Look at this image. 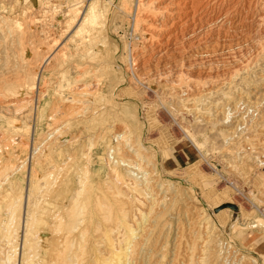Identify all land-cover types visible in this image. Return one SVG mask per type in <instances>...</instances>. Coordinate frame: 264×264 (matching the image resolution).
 <instances>
[{
  "label": "rangeland",
  "instance_id": "obj_1",
  "mask_svg": "<svg viewBox=\"0 0 264 264\" xmlns=\"http://www.w3.org/2000/svg\"><path fill=\"white\" fill-rule=\"evenodd\" d=\"M9 1H11V2H9ZM78 1H80V2H78ZM121 1L122 2L124 1L123 2L124 4L123 3L121 4ZM142 1L143 0H109V1L108 0H75V1L74 0H31V1H29V0H15V1L14 0H3V1L0 0V15L4 16V18H6L7 14H9L8 18H6V20L8 22V26L5 25V27H2V29H0L2 31V32L0 31V34L1 33L4 34V35H2V34L0 35V39L3 40L0 43H4L6 45L5 46L4 44H0V52L2 51L0 53L2 55L0 57V59L2 58L0 60L1 61L0 66H2V68L0 67V70L3 69L4 72L6 73V74L3 73V70H1L2 72L0 71V75L2 76L1 78H3L2 80H4L5 75L6 76L8 75L7 76L8 78H6L5 80H8L9 82L11 81L10 83H12V84H10V85L12 87H14L15 90L16 89L19 90V88L20 89L25 88L24 90H26V93H28L30 95V97H29L28 94H25V98H26V96H27V98H29V102L26 100L27 101L26 106L28 105L27 108L25 106L26 101L21 102V100L23 99L22 97L21 98H12L13 96L10 93L9 97L7 96V97L0 98V104L6 103V102L9 103L12 101L17 103V105L15 103L16 106L14 108H11L10 111L5 109V107L0 108V137H2V139L5 138L4 141L8 140L11 143V145H10V143L8 141H6L7 143L5 142V145H3L4 142L0 138V222H2L1 216L5 215V212H6L5 208L7 205H5V204L13 202L21 194L22 195L21 208L16 210V213L18 215L19 214L21 215V213L23 212V207H26L29 205L28 207L32 211L31 219L33 218L32 224L30 227L31 236L34 237L36 234L39 236L41 231H45V234H50L47 238V243H51L50 245H53V239L56 236L55 235L56 231L54 230V227H53L54 223H55L54 226H57V219L56 220L54 219L55 211L58 210V208L60 209L59 206L64 204V201L67 199V197L69 196L71 191H73L76 187H78V185L80 184L79 183L80 180H82V181L84 180L83 187H82V193L83 194H81V200H82L81 208L85 212V216H86L85 218H87V217L88 218L89 217L90 218H99L100 214H101L100 211H102L103 209L101 210L99 205H97V203L94 202L96 199L95 197H97V195H101L102 192L103 193L107 192L108 194L110 193L109 195L106 193L107 197L112 194V192H111L112 189H107L106 188L107 186L105 187V185H107V184H104L105 180L107 178L109 168L106 165V162L103 158L104 157L103 151L105 150V147L107 144H110L111 142L114 144L113 134L115 133L114 132L116 129L115 126L119 125L122 127L124 125L123 128H125V130H128L130 133V136H131L130 140H132L131 138H133V140L130 141L129 143H132V145H134V144L138 145V143H140L139 145H141V146H143V148H145L144 149L145 152L150 153V154L149 153L148 154H149V157L151 156L150 158H152L151 161L153 163L155 162V166L152 165V166H149V168L153 167L151 169V170H153L156 167L155 170H153L154 174L157 173L156 175L158 178H160L162 180L165 179L164 180L166 182L165 185L168 187L164 186L163 189L156 187L158 192L161 191L160 195L164 194L166 196V198L171 197V195H172L171 190H173L172 192H174L175 188H178L179 190L181 189L180 191L183 190V192L186 191V194H187L186 198H184L185 196L184 197L181 196L184 199L182 200V198H181L177 202V205H175L174 208L172 207V209L170 210L171 213H173V214L172 215H171V213L168 214V212H170V211H167L166 215H165L166 217L168 215L171 216V218L169 216L167 218L165 217V219H167V220L169 219V221L171 222V227H172V231H171V235H170V243H172L173 241H176V238H175L177 236L176 232H178L177 227L182 228V229H178V230H180V232L182 234H184L183 233L184 231L186 234V235L184 234L185 237L181 235L182 236L181 247H182V250H184L182 252H183V254L186 253L187 256L189 255L188 253H189V251H191L189 246L191 245L190 242H192L191 241L192 238L188 237V236L192 235V231H191L192 226H193L191 223L192 222V220H191L192 216H189L188 213H186V212H185L186 213L185 214L183 211L181 214H178V213H179L180 207L183 206L188 201V200H186L187 197L189 200L194 198L193 199L194 201L199 202L198 206L203 207L202 211L205 212V214L211 218V221L215 225L214 227L217 228L216 230H218L217 234L219 236L216 234V236H218L217 238L219 239L218 244H220L219 245L220 247H222V246L225 247V251L231 252V253L226 252L227 254L232 255L230 258L234 259L233 256H235V258L238 256V258L242 257V258H246V259H256L259 264H264V201H263L264 200L263 199L264 198V188H263L264 187L263 186L264 185V179H263L264 175L262 172L263 170H260L261 167H259L261 165H262V167H264L263 166L264 161L260 162L261 164L260 163L255 164V161L254 162L252 161L254 159L250 158L253 156V155H251L247 159V160H249V159L250 160L245 161V162L242 160L244 162L243 163L237 155L238 152H241L243 150L242 147H244V145L246 144L245 141H247L248 139H251L253 137V135L260 133L263 129L262 126L264 124V122H263V120H264V116H263L264 115V102H263L264 101V95H263L264 94V81L262 82L261 79L264 78L263 77L264 76V74H263L264 73V61L262 60V59H264L263 58L264 57V51L262 53H259L260 56L257 55L258 60L256 59V61H258V63H255V62H254V64L252 63L251 64L252 67L250 66L251 68H249L246 72H244V74H243V72L241 73L242 75L240 74L241 76L246 75L245 77H246L247 81L242 80V78H240L241 76H239V77L237 76L235 78L236 80L233 84V85H235V87L238 86L237 88L241 87L240 89L244 92H248V91L254 92V94H253L254 96H252V97H254L253 98L254 100L259 97V99H256V100H258L260 102V105H261L260 109L261 110H260V112L258 111L259 113L255 112L256 110L254 112L252 110L253 113L251 112V110H246V112L243 113V115H247L246 117L244 116V118L246 119V120L245 119L244 120L246 122H243L242 126H240V129H238V132L235 135V137L236 136L237 137L236 138L233 137L234 140L232 142L227 143V141L225 142V138L222 135H220L218 133V131H216L215 129L210 130L209 125H207L204 121L199 120V119L196 120V118L192 117L191 115L188 116L187 114L183 113V110L185 112V109H184L185 103L181 100L182 97L176 95L177 93H179V86L180 85L177 87H174L173 88L174 91H173L172 88L170 87L171 85L169 84L167 77H164V78L159 79V80L151 79V77H149V75H146L147 77L143 76L142 79L134 78V72L133 71L135 70L136 65L133 64V61H132L133 60L132 59L133 54L132 53H135L136 50L138 51L140 48H142V44H143V42L145 40V36H146L145 32L142 30L143 25L137 26V30L134 27L136 13L138 12V16H139L138 20L143 13L141 10V6L139 5L140 2L142 3ZM145 1H147V0H145ZM16 3H18V4H16ZM71 3H72V6L75 3L73 7L70 6ZM60 4L62 5V7L60 6ZM92 4H96L97 10L100 12V17H99L98 23L95 25L94 28L91 27L90 25H85V27L83 28L82 31H80L79 33H76L75 31H76L77 27H79L80 24L82 23L81 12L86 11L89 8V6ZM120 5H121V7H120ZM68 7H69V9H68ZM122 7H124V8H122ZM121 8H122V10H121ZM66 13H67V15H66ZM75 13H77L78 15L76 14L77 18L73 22L72 16L75 15ZM117 13H119V14H117ZM16 15L18 18L16 17ZM2 16H0V18H2ZM31 18H32V20H31ZM35 20H37V22ZM24 23L26 25H24ZM29 23L31 24L32 27L28 26V25H30ZM6 26L7 27L10 26L11 28H8L9 29L8 30L6 28ZM81 26H82V24H81ZM26 28H27V30H26ZM5 29L7 30L8 33L5 32ZM10 30L12 32H9ZM27 32H28V34H27ZM29 32H30V34H29ZM34 32H37V33H34ZM141 32H144V33H141ZM5 33H6V35L8 34V36H5ZM9 33H10V35L11 34L12 35L10 36ZM35 34H36V36H35ZM8 37H10L12 39V42H15V41H17V39L18 40L20 39L21 44L25 43V46H24V44L20 45V43L18 45L17 42H19V41L15 42L16 44L12 43L10 41L11 39H8ZM26 37H28V40H26L27 39ZM29 37L32 39L30 40ZM35 37H37V38H35ZM138 37H140V39H138ZM15 38H16V40H15ZM43 38H44V40H43ZM143 38H144V40H143ZM29 41H30V46L33 43L32 41H34V43L32 44L33 46L30 47L29 45L26 44V43L29 44ZM36 41H38V43H36ZM40 41H41V43H40ZM34 44L36 46H34ZM39 44L41 45V47ZM2 45L6 48H4ZM61 45H62V48H61ZM133 45H134V47H133ZM12 46L14 47V50H13ZM19 46H21V47L23 46L22 47L23 49H20ZM28 46L30 48L36 47V50H37L36 54L38 52H39V54H37V55L35 54V57H39V59L41 61H39L38 58H35L34 59L35 61L32 59V64H31V60H29L28 63L26 64L27 60L25 57L29 55V52H27L28 54L27 53L23 54L24 51L22 52V50H24V47H28ZM10 47L12 49H10ZM16 48L21 50V51L20 52H19V50L17 51ZM133 48H135V49H133ZM7 49H9V50H7ZM15 49L19 53L22 52V54L25 55V57L19 53H16ZM40 49H42V50H40ZM44 49H46V51ZM57 49H59V50H57ZM132 50H134V51H132ZM41 51H43V53ZM6 52H8L9 55L6 56V54H8ZM10 53H12V54H10ZM51 53H52V57H53L52 63L50 61L46 65V63H43V59L47 54L51 55ZM15 54H17V55H15ZM53 55L55 56V58ZM6 57L10 58V59H7ZM18 57L19 58L22 57V58L19 59ZM12 58H14L15 60H13ZM24 58H25V60H24ZM56 59H58L57 63H56ZM90 59H93V60H90ZM3 61L5 64L3 63ZM17 61L20 65L17 63ZM37 61H38V63H37ZM83 61H86V63L83 64ZM87 61H88V63H87ZM90 61H91V64H90ZM92 61H93V63H92ZM97 61H98V63H97ZM34 63L36 64V66H34L35 65ZM7 64H9V65H7ZM29 64H30V66H29ZM38 64L41 66H39ZM26 65H28V66H26ZM42 65H43V67H42ZM48 65H50V66H48ZM8 66H9V68L13 67L12 68L13 70H11V69L9 70ZM14 66H16V67H14ZM37 66L39 68L38 69L39 71L36 69ZM86 66H88V67L90 66V67L88 68ZM27 67H29L30 71L28 70ZM31 67H33V69H31ZM49 67H51V68H49ZM78 67L80 69H78ZM23 68H24V70H23ZM48 68H49V70H48ZM54 68H56V69L54 70ZM26 69H27V71L25 72ZM255 69H256V71H255ZM35 70H37V71L35 72ZM33 71H34V74H32ZM8 72H10V74ZM22 73H24V74L26 73V74L24 75ZM29 73H30V75H29ZM56 73H58V74H56ZM82 73H83V75H82ZM256 73H258L257 77L255 76ZM15 74L19 77H17ZM37 74H38V76H37ZM78 78L80 80H78ZM258 78L260 79V81ZM19 79H21V80H19ZM249 79H251V80H249ZM152 80H154L153 82L155 84L152 82ZM254 80H256V81H254ZM262 80H264V79H262ZM16 81L17 82L20 81V84H19V82H18V84H15ZM28 81H30V82L28 83ZM147 81H151V83H148ZM33 82H35V83L33 84ZM161 82L165 83V85L162 84ZM167 82H168V84H167ZM90 83H92V85ZM156 83H157V85H156ZM151 84H154V85H151ZM158 84H160V85H158ZM45 85H46V87H45ZM59 85H60V87H59ZM80 85H82V86H80ZM162 86L163 87L166 86L165 89ZM226 87L229 88L227 85L223 86V89H220V91H223V93L219 91V93H215L216 96L214 95V97H213V94H212V97H211V95L204 96L203 98H206L205 99L206 101H204V99H203V103L205 104L207 102L209 103V102H213L216 100L217 101L221 100L223 98V94L225 93V91L227 90L226 92H228L230 90V88L227 89ZM84 88H85V90H84ZM90 88H91V90H93L95 88V94L93 96L95 101L93 102V107L96 106L97 109H100L103 107V109L105 111L102 112V110H103L102 109L101 111H99L101 114L99 112H98L99 114L94 113V111L97 110L95 108L96 110L95 109L92 111L90 110L94 114L93 113L88 114V112H89L88 111L87 115L85 117H82L81 113H83V112L78 113L77 111L79 110L78 108H81L83 106L85 101L90 99V98H88L90 96H87L84 94V92L87 93V90H89ZM169 89H171L170 90L171 93L174 92L176 96L174 95V93L172 95H171V93L169 94V92H170ZM75 90L77 92H75ZM32 92H34V93L32 94ZM72 93L74 95H72ZM259 93H260V95H259ZM41 94H43V95H41ZM39 95H40V97H39ZM163 95H165V96L168 95V96L165 97ZM170 95H171V97H170ZM54 96H55V98H54ZM217 96L219 99L217 98ZM220 96H221V99H220ZM37 97H39V99H38L39 112L33 116L31 114L29 116V109L28 108L31 107V104L34 105L36 103L37 100H35V99ZM32 98H33V103L30 102V100L32 101ZM162 98H163V101H162ZM173 98H175L176 100ZM209 98L210 99L212 98V99L209 100ZM215 98H216V100H215ZM70 100H72V101L74 100L73 101L74 103L71 102ZM167 100H170V101H167ZM65 101H70V103H68V102L65 103ZM75 101H77V102H75ZM166 101L169 103H167ZM97 102H98V104H97ZM107 102L110 103L109 104L110 107L107 106L108 105ZM199 102L201 103V105L203 104L202 101H199ZM199 102H197L198 105H200ZM52 103L55 104V107H54V104L52 105ZM81 103H83V104H81ZM69 104H71V105H69ZM72 104H73V106H72ZM165 104H168V105H165ZM29 105H30V107H29ZM51 105L54 108V110L56 109V111L53 110ZM58 105L60 107H62V109H60V107ZM180 105L182 107H180ZM111 106H114V107H111ZM174 106H175V109H174ZM176 107H178V108H176ZM24 108L26 109V111L22 110ZM3 109H4V111H6L5 113H4ZM64 109H65V112H64ZM66 109H67V111H66ZM69 109H70V111H69ZM169 109H171V111ZM176 109H178V110H176ZM180 109H181V111H180ZM12 110H13V112H12ZM109 110H110V112H109ZM22 111H23V113H22ZM49 111H51V112H49ZM247 111H248V113H247ZM53 112H55V113H53ZM12 113H13V115H11ZM16 113H17V115H16ZM25 113H28V114H26V116L28 115L30 118L28 116H27L28 118H26ZM63 113H65L66 115L62 116ZM23 114H24V116H23ZM70 114L72 116L74 115L73 119H72V116ZM53 115H54V118H53ZM89 115H91V116H89ZM252 115H255V116L257 115V119L255 120L256 117L252 118ZM49 116H52V117H49ZM115 116L117 118L114 121L113 118H115ZM90 117H92V118H90ZM100 117H101V119H100ZM65 118H66V122L64 120ZM262 118H263V120H262ZM24 119H26V120H24ZM91 119H93V120H91ZM14 120L18 121V123H19L18 126H14ZM54 120H57V121H54ZM76 120H77V122H76ZM84 120L85 121L87 120L86 123ZM90 120H91V122H90ZM88 121H89V123H88ZM117 121H119V122H117ZM198 121L199 122L202 121L204 124L202 122H200L201 123L200 124ZM54 122H56V123H54ZM78 122H80V123H78ZM83 122H84V124H83ZM63 123H65V124L67 123V125L64 127H60L62 125H65ZM260 123H263V124H260ZM74 124H75V126H74ZM76 124H78V125H76ZM85 124L87 125V127L83 126ZM96 124H97V127H95ZM258 124H260L262 126H260ZM98 126L100 129L98 128ZM243 126H245V127H243ZM248 126H250L251 128L249 129ZM257 126H259L260 129L261 128L262 129L260 130L259 127H257ZM66 127H68V128H66ZM83 127L86 128V131H85V129H82ZM130 127H131V129H130ZM52 128H53V132H56L57 128H61L63 131L64 139L71 138V136L74 139H72L71 142L68 143V145L66 144L67 143L66 142L64 144L62 143L63 146H60V144L58 143L59 142L58 140H62V141L64 140L61 137L62 131L60 133L59 132L61 130L60 129L55 134H53L52 136H49L50 133H53ZM64 128H66L69 133ZM97 128H98V130H97ZM91 129H93L94 131ZM254 130H256V133ZM99 131L103 132V134L105 131L107 133H105V135H102L103 137L104 136L105 137L100 138L97 141L96 146L95 147L93 146L92 150H90V148H87V147L91 146L90 145L92 143L91 138H93V136H96L97 133H99ZM111 133H113V134H111ZM44 134L46 135V137ZM91 134H92V137H91ZM107 135H109V137ZM135 135H138V136L140 135L139 136L140 139L138 140L137 139L138 136H135ZM42 136L44 137V139ZM50 137L52 139H50ZM54 137H55V140H53ZM78 137H79V140H78ZM9 138H11V139H9ZM40 138H42L43 141L45 140L46 146L48 145L47 143L49 142V148L51 149V150L48 149L50 152H49L48 156L45 157L44 160H41V161L39 160L40 163L41 162L42 163L40 164L39 161H37L33 164H28V166H25L20 171H15L14 169H12L13 171L9 170L6 173L5 168L9 164L17 165V164H19L18 162H20L24 158H26V156H28V154L31 151L33 152L32 147L36 146L39 143V141L40 142L42 141V139L39 140ZM47 139H49V140L47 141ZM21 140L26 141V143L29 142V146L26 145L27 147H25V148L22 146H19L18 143H22V142H20ZM103 140H105V141L103 142ZM109 140H111V142ZM136 140L140 141V142H135ZM133 141H134V144H133ZM33 142H35L36 144ZM8 143H9V145H8ZM52 143L54 144V146L56 145V143H58V145H56L54 147L52 145ZM105 143H107V144H105ZM226 143H227V145H226ZM231 144H233V145H231ZM241 145H243V146H241ZM126 147L129 148L128 145H126ZM234 148H235V150H234ZM61 149H63V150H61ZM87 149L89 151H91L92 155L89 156L90 158L88 156L86 157L87 153L85 151L88 152ZM53 150H54V152H53ZM253 151H254V149L252 151H249V152H253ZM70 152H71V154L73 153L72 156H71ZM132 152H133V149L129 154L130 155L132 154V156H133V154L136 152H133V153ZM255 152L256 151H254V154H255ZM262 152L264 153V151H261L260 153H262ZM76 153H78V154H76ZM83 153H84V155H83ZM256 154H257V152H256ZM73 156H74V158H73ZM263 156L264 155H262V157ZM70 157H71V159H68ZM77 157H78V159H77ZM133 157L138 158V156L136 154ZM87 158H88V160H86ZM19 159H21V160H19ZM52 161H54V162H52ZM62 161L64 162V164ZM250 161L252 163H249ZM57 162H58V164H57ZM75 163H77V164H75ZM239 163H240V165H239ZM37 164H39V165H37ZM54 164H56L57 167L54 166ZM89 164H90V169L92 172L88 174V173H86V171H87L86 169L89 166ZM241 164H242V167H241ZM33 165H34V167H33ZM237 165H239V167ZM252 165H254L255 168L257 167L258 169L257 168L254 169V167ZM38 166H40V167H38ZM68 166H70L71 169ZM235 166H237L238 168ZM248 166H250L249 167L250 169L248 168ZM50 167L51 168L53 167L52 170L54 169V167H55V169L53 171H51ZM68 168H69V170H68ZM240 168H242V170ZM243 168H245V169H243ZM48 169H50V170H48ZM38 170H39V172H38ZM243 170H245V171H243ZM256 170H258V171H256ZM2 171H5V172H2ZM155 171H156V173H155ZM241 171H242V173H241ZM247 171H248V173H247ZM47 172H48V174H47ZM51 172H54V174H51ZM62 172H64V173H62ZM81 172L83 173L84 178L82 177ZM259 172H262V173H259ZM60 173H62V175L63 174L64 175L61 176ZM255 173H258V175ZM56 174H57V176H56ZM245 174L247 175V177ZM3 175H5V176H3ZM97 175H98V177H97ZM156 175H154V176H156ZM39 176H42V178L40 179ZM157 177H155V178H157ZM43 178L46 182L42 180ZM60 178H62L64 180H62ZM251 178H253V179H251ZM248 180H249V182H248ZM54 181H55V183H54ZM63 181H64V183H63ZM76 181L78 184L76 183ZM49 182H51V183H49ZM53 183H54V185H52ZM171 183L173 184L174 189H173V186H171L172 185ZM86 184H89V185H86ZM45 185L47 188H45ZM54 186H55V189H54ZM261 186H263V187H261ZM169 187L170 188L172 187L171 190ZM36 188H38V189H36ZM258 188L259 189L262 188V189H260L262 192ZM49 189H52V191ZM83 189H84V191H83ZM85 189H86V191H85ZM105 189H106V192H105ZM48 190H49V193L52 195H50L48 193ZM109 190H110V192H109ZM39 192H40V194H39ZM41 192H42V194H41ZM162 192H163V194H161ZM2 193H4V195ZM66 193H68V194H66ZM116 193H118V192H116ZM165 193L166 194L168 193L169 195L168 194L166 195ZM43 194H45V195H43ZM190 196L191 197L193 196V198H191ZM261 196H263V197H261ZM28 197L29 198L31 197V199H29L30 202L27 205V198ZM111 198L112 197H109V199H111ZM86 199H87V201H86ZM162 199H164V198H162ZM258 200H260L261 202L259 203ZM43 201H45V202H43ZM113 201L115 202V200H113ZM183 201H186V202L184 203ZM85 202H87V203H85ZM34 203H36V205ZM49 203H51V204L52 203H55V204L59 203L60 205L54 207V206L50 205ZM45 205H47V206H45ZM85 205H86V208H85ZM94 207L96 208V210ZM221 210H224V211L228 210V211L225 212L224 214L218 216L217 213ZM42 211H43V213H42ZM34 213H35V215H34ZM180 215L182 218V221H181L182 224L181 223L179 224V222L176 220L177 219L176 216L180 217ZM197 216L200 217V214ZM5 217H6V215H5ZM173 217H174V219H173ZM51 221H52V223H51ZM200 221L198 223V226H196V227H197V231L201 232V233H198L199 237L197 238V242L198 243L200 242V244H198V245H199V247L201 246L200 247V249H201L203 247L202 243L205 240L204 236L206 235L205 231H203V230H205V227L207 226V224H206V222H203V221H205L204 219L203 220L201 219ZM37 222H38V224H37ZM106 223L107 222L105 221L104 226H106L107 224L109 225V223H107V224ZM48 224H49V227H48ZM219 225H221V226H219ZM14 227H16V228H14ZM43 227H45L44 230H43ZM203 227H204V229H203ZM1 228L2 227H0V246L6 242L4 240H6L8 237L7 231L4 230V228H2L3 229L2 230ZM105 228H107V226ZM13 229H15V230H13ZM13 229H12V231H15V232L12 235H15L17 233L16 229H17V231H19L20 227L18 230L17 225H14ZM199 229H200V231H199ZM186 230H189V232ZM1 231H3V232H1ZM37 232H39V233H37ZM202 232H203V234H202ZM110 234L112 236V233L109 231L108 235L110 236ZM201 234L203 236H201ZM4 237H5V239H3ZM173 237L175 240L172 239ZM202 237L204 239H202ZM184 240H187L186 241L187 245L186 244L184 245ZM40 241H41V239L40 240L38 239L39 243H40ZM173 243H175V242H173ZM38 248H39V245L36 244L35 254H37V252L39 251ZM186 250H188V253ZM199 252L200 251H198V253ZM236 254H238V255L236 256ZM35 258H34L33 263L39 264L38 258H36V259ZM13 260H14V257H13ZM243 261H245V259ZM188 263L185 262L184 264H188ZM99 264H101V263L99 262ZM181 264H183V263H181Z\"/></svg>",
  "mask_w": 264,
  "mask_h": 264
},
{
  "label": "bare ground",
  "instance_id": "obj_2",
  "mask_svg": "<svg viewBox=\"0 0 264 264\" xmlns=\"http://www.w3.org/2000/svg\"><path fill=\"white\" fill-rule=\"evenodd\" d=\"M29 1H31V0H29ZM9 2H11V1H9ZM78 2H80V1H78ZM123 2L121 1V4ZM72 3L70 5L71 7H73L76 2L73 4V6H72ZM16 4H18V3H16ZM139 5L141 6V10H142L143 13L140 16L139 20H138V17H139L138 16V12L136 13L134 27L137 30V26H142L143 25L144 28L142 27V30L145 32L146 36H145V40L143 38L144 42L142 44V48H140L138 51L136 50L135 53H132L133 54L132 55V59H133L132 61H133V64L136 65V68L133 71L134 72V78L142 79L143 76L147 77L146 75H149V77H151V79L159 80V79H162L164 77H167L168 78L167 80H168L169 84L171 85L170 87L172 88V90H173L174 87H177V86L180 85L179 86V93H177L176 95L182 97L181 100L185 103L184 104L185 112L183 110V113L187 114L188 116L191 115L192 117L196 118V120L199 119V120L204 121L207 125H209V129L210 130L211 129H215L216 131H218V133L225 138V142L226 141H227V143L228 142H232L234 140L233 137H235V135L237 134L238 129H240V126H242L243 122H246L245 121L246 119L244 118V116L246 117L247 115H243V113L246 112V110H251V112H252V110H253V112L256 110L255 112L259 113L260 110H261L260 109V107H261L260 102L258 100H256V99H259L258 96L260 95V93L257 96L258 98H256L254 100L253 99L254 97H252V96H254L253 95L254 92H249V91L248 92H244V91H242L240 89L241 87L237 88L238 86L235 87V85H233V84H234V82L236 80L235 78L237 76L238 77L241 76L242 72L244 74V72H246L249 68L252 67V65H251L252 63L253 64H254V62L258 63V61H256V59L258 57L257 55L260 56L259 53H262L264 51L263 50L264 49V0H147V1L143 0L142 3L140 2ZM60 6L62 7L61 4H60ZM120 7H121V5H120ZM122 8H124V7H122ZM122 8H121V10H122ZM68 9H69V7H68ZM76 14L77 13H75V15L72 16V21L73 22L77 18L78 14L77 15ZM117 14H119V13H117ZM8 15L9 14H7V17L6 16L5 17L8 18ZM66 15H67V13H66ZM0 16H2V15H0ZM81 16H82V23H81L82 26L80 24V26L77 27V29L75 31L76 33H79L80 31H82L83 28L85 27V25H90L91 27L94 28L95 25L98 23V20H99V17H100V12L97 10L96 4H92V5L89 6V8L86 11H82L81 12ZM16 17H17V15H16ZM6 18H4V16H2V18H0V29H2V27H5V25L8 26V22H7ZM31 20H32V18H31ZM35 21L37 22V20H35ZM24 25H26V24L24 23ZM7 26H6L7 29L11 28L10 26L9 27H7ZM28 26L30 27L31 24L28 25ZM11 30L9 32H12ZM26 30H27V28H26ZM5 32H7L6 29H5ZM144 32H141V33H144ZM34 33H37V32H34ZM27 34H28V32H27ZM29 34H30V32H29ZM2 35H4V34H2ZM9 35H10V33H9ZM5 36H8V34L6 35V33H5ZM35 36H36V34H35ZM26 38L25 39L28 40V37H26ZM35 38H37V37H35ZM8 39H11V38L8 37ZM31 39L32 38H30V40ZM138 39H140V37H138ZM15 40H16V38H15ZM43 40H44V38H43ZM1 41H3V40L0 39V42ZM10 41L12 42V39ZM17 41H19V42H17ZM17 41H15V42H17L18 45L20 43V45L24 44V46H25V43L21 44V40L20 39L19 40L17 39ZM15 42H12V43L16 44ZM32 42L34 43V41H32ZM36 43H38V41H36ZM40 43H41V41H40ZM0 44H4V43H0ZM26 44L30 46V41H29V44L28 43H26ZM32 44H31V46H33ZM29 46L28 47H24V50H22V52L24 51L23 54H26L27 52H29V55L26 56V57H25V55L22 54V52L19 53L21 50L16 48L17 51L19 50V52H17L16 49H15V51H16V53H19V54H21L22 56H24L26 58V60H27L26 64L28 63L29 60H31V64H32V59L34 60L35 58H38V60L41 61L39 59V57H35V54H36V51H37L36 47L35 48L34 47L30 48L31 46L30 47ZM34 46H36V45L34 44ZM19 47H20V49H23L22 48L23 46L22 47L19 46ZM40 47H41V45H40ZM133 47H134V45H133ZM4 48H6V47H4ZM61 48H62V45H61ZM10 49H12V48L10 47ZM42 49H40V50H42ZM133 49H135V48H133ZM7 50H9V49H7ZM13 50H14V47H13ZM44 50L46 51V49H44ZM57 50H59V49H57ZM132 51H134V50H132ZM41 52L43 53V51H41ZM6 53H8V52H6ZM10 54H12V53H10ZM37 54H39V52ZM7 55H9V53L6 54V56ZM15 55H17V54H15ZM1 56L2 55L0 54V57ZM20 58H22V57H20ZM25 58H24V60H25ZM52 58H53L52 57V53H51V55L47 54L44 57V59H43V63H46V65L50 61L52 63ZM54 58H55V56H54ZM7 59H10V58H7ZM12 59L15 60L14 58H12ZM57 60L58 59H56V63H57ZM90 60H93V59H90ZM262 60L264 61V59H262ZM0 63H1V61H0ZM3 63H4V61H3ZM17 63H18V61H17ZM37 63H38V61H37ZM84 63H86V61H83V64ZM87 63H88V61H87ZM92 63H93V61H92ZM97 63H98V61H97ZM90 64H91V61H90ZM7 65H9V64H7ZM50 65H48V66H50ZM26 66H28V65H26ZM29 66H30V64H29ZM34 66H36V64ZM39 66H41V65H39ZM0 67L2 68V66H0ZM14 67H16V66H14ZM42 67H43V65H42ZM86 67H88V66H86ZM8 68H9V66H8ZM12 68H9V70L10 69L13 70ZM27 68L29 70V67H27ZM49 68H51V67H49ZM49 68H48V70H49ZM31 69H33V67H31ZM36 69L37 70L39 69L38 66H37ZM55 69L56 68H54V70ZM78 69H80V68L78 67ZM1 70H3V69H1ZM23 70H24V68H23ZM37 70H35V72ZM26 71H27V69L25 70V72ZM255 71H256V69H255ZM10 72H8V73L10 74ZM3 73H5L4 70H3ZM30 73H29V75H30ZM22 74H24V73H22ZM32 74H34V71H33ZM56 74H58V73H56ZM257 74L258 73H256V75H255L256 77H257ZM82 75H83V73H82ZM7 76L5 75L4 80H2L3 78H1L2 76L0 75V79H1L0 80V98L7 97V96L9 97V95L11 93L12 96H13L12 98H21L22 97L23 99L22 100L20 99L21 102L26 101V100L29 102V98H27V96L25 98V94H28V93H26V90H24L25 88L24 89H20L19 88V90L18 89L15 90L14 87H12L10 85V84H12V83H10L11 81L9 82L8 80H5L6 78H8ZM37 76H38V74H37ZM245 76L246 75L241 76L240 78H242V80H246ZM17 77H19V76H17ZM262 79H264V78H262ZM262 79H261V81L263 82L264 80H262ZM19 80H21V79H19ZM78 80H80V79L78 78ZM154 80H152V82ZM249 80H251V79H249ZM256 80H254V81H256ZM259 81H260V79H259ZM18 82L20 84V81H18ZM18 82L16 81L15 84H18ZM29 82L30 81H28V83ZM147 82L151 83V81H147ZM168 82H167V84H168ZM34 83L35 82H33V84ZM92 83H90V84L92 85ZM154 84H151V85H154ZM162 84L165 85V83H162ZM156 85H157V83H156ZM158 85H160V84H158ZM226 85L230 88V90L228 92H226L227 90L225 91V93L223 94V98L222 99H221V96H220L221 100L217 101L216 98H215L216 101L212 100L213 102H209V103L207 102L205 104L203 103V99H204V101H206L205 100L206 98H203L204 96L211 95V97H212V94H213V97H214V95L216 96L215 93H219L220 89H223V86H226ZM80 86H82V85H80ZM45 87H46V85H45ZM59 87H60V85H59ZM165 87H163V88L165 89ZM229 88H227V89H229ZM84 90H85V88H84ZM170 90L171 89H169V91ZM75 92H77V91L75 90ZM220 92L223 93V91H220ZM33 93L34 92H32V94ZM170 93H171V91L169 92V94ZM173 93H171V95ZM84 94L87 95V96H90V97H88L90 99H88V100L86 99L87 101H85L84 104L81 103V104H83V106L81 108L77 107L79 110L78 111L76 110L78 113L79 112H83V113H81L82 117H85L87 115L88 111H89L88 112V114H89V113H93L91 111L94 110L95 108L97 109L96 106L93 107V102L95 101L94 98H93V96L95 94V88L93 90H91V88H90L89 90H87V93L84 92ZM41 95H43V94H41ZM72 95H74V94L72 93ZM171 95H170V97H171ZM174 95H175V93H174ZM28 96L30 97L29 94H28ZM163 96H165V95H163ZM167 96H165V97H167ZM39 97H40V95H39ZM39 97H37L35 99L37 101H36V103L34 105L31 104V107L29 105V107H30V108H28L29 109V116H30V114L33 116V115H35L36 113L39 112V105H38ZM54 98H55V96H54ZM217 98H218V96H217ZM173 99H175V98H173ZM211 99L209 98V100H211ZM170 100H167V101H170ZM27 101L25 102V106L27 104ZM70 101L73 102L74 100L73 101L70 100ZM70 101H65V103H67V102L70 103ZM162 101H163V98H162ZM199 101H202L203 104L201 105V103ZM30 102L33 103V98H32V101L30 100ZM75 102H77V101H75ZM197 102H199L200 105H198ZM15 103L16 102H14V101L9 102V103L8 102L2 103V104H0V108H4L5 107V109L10 111L11 108H14L17 105V103H16V105H15ZM54 103H52V105ZM167 103H169V102H167ZM97 104H98V102H97ZM107 104H108L107 106L110 107V105H109L110 103L107 102ZM52 105H51V107H52ZM69 105H71V104H69ZM165 105H168V104H165ZM72 106H73V104H72ZM27 107H28V105L26 106V108ZM54 107H55V104H54ZM111 107H114V106H111ZM180 107H182V106L180 105ZM176 108H178V107H176ZM60 109H62V107H60ZM102 109H103V107L100 108V109H97L96 111H94V113H98ZM174 109H175V106H174ZM22 110L26 111L25 108L22 109ZM53 110H54V108H53ZM169 110L171 111V109H169ZM176 110H178V109H176ZM3 111H4V109H3ZM54 111H56V109ZM66 111H67V109H66ZM69 111H70V109H69ZM103 111H105V110L103 109L102 112ZM180 111H181V109H180ZM5 112L6 111H4V113ZM12 112H13V110H12ZM49 112H51V111H49ZM64 112H65V109H64ZM109 112H110V110H109ZM17 113H16V115H17ZM22 113H23V111H22ZM53 113H55V112H53ZM247 113H248V111H247ZM26 114H28V113H25V116H26ZM63 114H62V116L66 115L65 113H63ZM11 115H13V113ZM54 115H53V118H54ZM23 116H24V114H23ZM27 116H26V118L29 117V116L28 117ZM89 116H91V115H89ZM49 117H52V116H49ZM73 117H74V115L72 116V119H73ZM101 117H100V119H101ZM254 117H256L255 118V120H256L257 119V115L256 116L252 115V118H254ZM90 118H92V117H90ZM116 118H117L116 116H115V118H113L114 121H115ZM15 120H14V126H18L19 123H18V121H15ZM24 120H26V119H24ZM57 120H54V121H57ZM64 120L66 122V118ZM91 120H93V119H91ZM91 120H90V122H91ZM262 120H263V118H262ZM86 121H85V123H86ZM202 121H200V122H202ZM76 122H77V120H76ZM117 122H119V121H117ZM263 122H264V120H263ZM54 123H56V122H54ZM78 123H80V122H78ZM88 123H89V121H88ZM63 124H65V123H63ZM83 124H84V122H83ZM260 124H263V123H260ZM260 124H258V125H260ZM66 125H67V123L65 125L60 126V127H64ZM76 125H78V124H76ZM74 126H75V124H74ZM83 126L87 127L86 124L83 125ZM123 126L121 127L119 125L118 126L116 125L115 126L116 129L114 131L115 133L114 134L111 133V134H113V139H114L113 142H114V144L111 142V140H109L111 142L110 144L105 143L107 145L105 147V150L103 151L104 152V154H103L104 157L103 158H104V160L106 162V165L108 166L109 170H108L107 178L105 177L106 180L104 179L105 180L104 184H107V185H105V187L107 186L106 187L107 189H112L111 190L112 194L107 197L108 193L106 192V189H105V192L107 194L102 192L101 195H97V197L94 196L96 198L94 202H96L97 205H99L101 210L103 209L102 211H100V213H101L100 217L99 218H90V217L89 218L88 217L85 218L86 217L85 216V212L81 208V205H82L81 194H83L82 193V187H83L84 180L83 181L80 180V182H79L80 184L78 185V187H76L73 191H71V193L69 194L67 199L64 201V204L59 206L60 209L58 208V210L55 211L54 219L55 220L57 219V226H54L55 225V223H54L53 227H54V230L56 231L55 232L56 236L53 239V245H50L51 243H47V238H48V236L50 234H45V231H41L39 236L37 234L34 237L31 236L30 227H31L33 218L31 219L32 211L28 207L29 206L28 203L30 202L29 199H31V197L27 198V205L28 206L23 207V212L21 213V215L20 214L18 215L16 213V210L21 208L22 195L20 194L13 202L5 204V205H7L6 208H5L6 209L5 210L6 211L5 212L6 217H5V215L1 216V221L2 222H0V227L4 228V230L7 231V236L8 237H7L6 240H4L6 242L3 243L0 246V264H32L35 257L38 258L39 264H99V262L101 264H181V263L184 264L185 262H187V263L189 262L188 264H259L256 259H246V258H242V257H241L242 259L238 258L237 255L239 253L236 254V256H237L236 258H235V256H233L235 260L230 258L232 255L231 254H227V253H231V252L225 251V247H223V246L220 247L219 246L220 244H218L219 239L217 237L219 235L217 234V231H218V230H216L217 228L214 227L215 225L211 221V218L208 215H206L205 212L202 211L203 207H199L198 206L199 202L193 200L194 199L193 196L192 197L190 196L191 198H193V199H190V200L187 197L186 200H188V201L187 202L183 201L184 203L185 202L186 203L184 205L182 204L183 206L180 207V210L178 209L179 210L178 214H181L182 211H183L184 213L185 212L188 213L189 216H192V219H191L192 220L191 223L193 225L192 229H191L192 235L188 236V237L192 238V240L190 239L192 241V242H190L191 245L189 244L190 245L189 247H190L191 251H189V253H188V250H186L189 255L188 256L186 255V253H185L186 251L184 252L185 254H183V252H182L184 250H182V247H181V244H182L181 239H182V236H184L185 231L183 230L184 234H182L180 232V230H178V229H182V228L177 227L178 228L177 229L178 232H176L177 233V236L175 237L176 241H173V242H175V243L172 242L173 244L170 243V235H171L172 227H171V222L169 221V219L168 220L165 219V217H166L165 215H166L167 211H170L172 209V207L174 208L175 205H177V202L182 197L185 196L184 198H186V196H187L186 191L185 192H183V190L180 191L181 189L179 190L178 188L174 189V186L171 183L172 184L171 186H173V189H174V192H172L173 191V190H171L172 187L171 188L169 187L170 190H171V193H172V195L170 194L171 197L166 198V196L163 194V192L161 193L163 195H160L161 191L158 192L156 187L157 188L159 187V188L163 189V187L166 186L165 185L166 182L164 181L165 179L162 180V179L158 178L157 175H156L157 174L156 171H155L156 174H154L153 170H155L156 167L153 170H151L153 167L149 168V166H152V165L155 166V162L153 163L151 161L152 158H150L151 156L149 157L150 153L148 152L149 153L148 154L147 152H145V150H144L145 148H143V146L139 145L140 143H138V145L134 144V141H133L134 145H132V143H129L130 141L133 140V138H131L132 140H130V137H131L130 133H129L128 130H125V128H123ZM260 126H262V125H260ZM84 127L82 129H85V131H86V128H84ZM95 127H97V124L95 125ZM243 127H245V126H243ZM248 127H249V129L251 128L250 126H248ZM257 127H259V126H257ZM66 128H68V127H66ZM66 128H64V129H66ZM98 128H99V126H98ZM98 128H97V130H98ZM262 128H261L262 131L260 133H257L255 135H253V137L250 135L252 138L248 139V140L246 139L247 140V141H245L246 144L244 145V147H242L243 150L241 149L242 151L237 153V155L241 159V161L242 160L244 162L245 161H249L250 159L249 160H247V159L251 155L254 156V157L252 156L250 158L254 159V160H252V159L251 160L253 162L255 161V164H259L260 162L264 161V159H263L264 156L262 157V155H264V153L263 152L260 153L261 151H264V124H263ZM60 129L61 128H57V131L60 130ZM130 129H131V127H130ZM259 129H260V127H259ZM91 130H93V129H91ZM61 131H62V129L59 132L61 133ZM66 131H67V129H66ZM254 131L256 133V130H254ZM52 132H53V128H52ZM56 132L50 133L49 136H52ZM105 133H107V132L105 131L104 134H103V132L99 131V133H97L96 136H93V138H91L92 139V141H91L92 143L90 142L91 146L90 147L88 146L87 148H90V150H92V147L96 146L97 141L100 138H102L103 137L102 135H105ZM107 136L109 137V135H107ZM135 136H138V135H135ZM139 136H138V138L136 137L138 140L140 139ZM45 137H46V135H45ZM61 137L64 139L63 131H62V136ZM91 137H92V134H91ZM0 138L2 139V137H0ZM4 139H2L3 142H4L3 145H5V142L8 141V140L4 141ZM9 139H11V138H9ZM41 139L42 138H40L39 140H41ZM43 139H44V137H43ZM43 139H42V141H43ZM50 139H52V138L50 137ZM72 139H74V138H72V136H71V138L64 139L63 141L62 140H58L59 141L58 143L60 144V146H63V144L67 142L66 144L68 145V143H70ZM48 140L49 139H47V141ZM53 140H55V137L53 138ZM78 140H79V137H78ZM42 141L41 142L39 141V143L36 146H33L32 147L33 152L29 151L30 153L28 154V156H26V158H24L22 161L18 162L19 164H17V165L9 164L5 168L6 173L9 170L13 171L12 169H14L15 171H20L25 166H28V164H33V163H35V162H37L39 160L40 161L44 160L45 157L48 156V154L50 152L48 149H50V148H49V142L47 143L48 145L46 146L45 145V140L43 142ZM104 141L105 140H103V142ZM20 142H22V143H18L19 146H22L24 148L27 147L26 145L29 146V142L26 143V141H23V140H21ZM35 142H33V143H35ZM135 142H140V141L136 140ZM9 143H8V145H9ZM58 143H56V145H58ZM227 143H226V145H227ZM10 145H11V143H10ZM52 145L54 146L53 143H52ZM126 145H128L129 148H127ZM231 145H233V144H231ZM241 146H243V145H241ZM132 149H133V152H136V153L133 154V156L136 154L138 156V158H134L132 156V154L131 155L129 154L132 151ZM253 149H254V151L257 152V154H256V152L254 154V151L253 152H249V151H252ZM54 150H53V152H54ZM61 150H63V149H61ZM234 150H235V148H234ZM85 152L87 153L86 157L87 156L89 157L90 155H92L91 151H89V150H88V152L87 151H85ZM70 154H71V152H70ZM72 154H71V156H72ZM76 154H78V153H76ZM83 155H84V153H83ZM73 158H74V156H73ZM68 159H71V157L68 158ZM77 159H78V157H77ZM19 160H21V159H19ZM86 160H88V158ZM40 161H39V163H40ZM52 162H54V161H52ZM240 163H239V165H240ZM249 163H252V162L250 161ZM57 164H58V162H57ZM63 164H64V162H63ZM75 164H77V163H75ZM37 165H39V164H37ZM239 165H237V166L239 167ZM54 166H56V164H54ZM237 166H235V167H237ZM252 166L254 167V165H252ZM33 167H34V165H33ZM38 167H40V166H38ZM68 167H70V166H68ZM241 167H242V164H241ZM249 167L250 166H248V168ZM259 167H261L260 170H263L262 172H263V175H264V167H262V165L259 166ZM52 168H51V171H53L55 169V167H54L53 170H52ZM256 168L254 167V169H256ZM70 169H71V167H70ZM240 169L242 170V168H240ZM243 169H245V168H243ZM48 170H50V169H48ZM68 170H69V168H68ZM86 170H87L86 173H88V174L92 172L91 169H90V164H89V166L87 167ZM5 171H2V172H5ZM243 171H245V170H243ZM256 171H258V170H256ZM38 172H39V170H38ZM262 172H259V173H262ZM62 173H64V172H62ZM62 173H60L61 176L64 175V174L62 175ZM241 173H242V171H241ZM247 173H248V171H247ZM47 174H48V172H47ZM51 174H54V172H51ZM255 174L258 175V173H255ZM154 175H156V176H154ZM3 176H5V175H3ZM56 176H57V174H56ZM82 177H83V173H82ZM97 177H98V175H97ZM155 177H157V178H155ZM246 177H247V175H246ZM39 178L41 179L42 176H39ZM62 178H60V179H62ZM253 178H251V179H253ZM42 180L45 181L44 178ZM62 180H64V179H62ZM77 181H76V183H77ZM248 182H249V180H248ZM49 183H51V182H49ZM54 183H55V181H54ZM54 183L52 185H54ZM63 183H64V181H63ZM86 185H89V184H86ZM263 186H261V187H263ZM166 187H168V186H166ZM45 188H47L46 185H45ZM36 189H38V188H36ZM54 189H55V186H54ZM260 189H262V188H260ZM49 190L52 191V189H49ZM49 190H48V193H49ZM83 191H84V189H83ZM85 191H86V189H85ZM109 192H110V190H109ZM116 192H118V193H116ZM2 194L4 195V193H2ZM39 194H40V192H39ZM41 194H42V192H41ZM66 194H68V193H66ZM43 195H45V194H43ZM50 195H52V194H50ZM109 197H112V198L109 199ZM261 197H263V196H261ZM162 198H164V199H162ZM184 198H182V200ZM113 200H115V202ZM86 201H87V199H86ZM258 201H259V203L261 202L260 200H258ZM43 202H45V201H43ZM85 203H87V202H85ZM34 204L36 205V203H34ZM49 204L54 206V207L60 205L59 203H56V204L55 203H52V204L49 203ZM45 206H47V205H45ZM85 208H86V205H85ZM95 210H96V208H95ZM227 211L221 210V211H219L217 213V215L218 216L222 215V214H224ZM42 213H43V211H42ZM169 213H171V211L168 212V214ZM172 214L173 213H171V215ZM199 214H200V217L197 216ZM34 215H35V213H34ZM177 216H176V218H177L176 220L180 224L181 221H182L181 215H180V217H177ZM169 217L171 218V216H169ZM173 219H174V217H173ZM201 219L202 220L204 219L205 221H203V222H206V224H207V226L205 227V230H203V231H205L207 236L206 235L204 236L205 237V240H204L205 242L203 241V243H204V244L202 243L203 247L200 249L201 246L199 247V245H198V244H200V242L199 243L197 242V238L199 237L198 233H201V232L197 231V227L196 226H198V223H199V221ZM105 221L107 223H109V225L106 223L107 224L106 225L107 228H105L106 226H104L105 225ZM51 223H52V221H51ZM37 224H38V222H37ZM14 225H17L18 230H19V227H20V230L17 231V229H16L17 233L15 235H12L15 232V231H12ZM219 226H221V225H219ZM48 227H49V224H48ZM14 228H16V227H14ZM44 229H45V227H43V230ZM203 229H204V227H203ZM13 230H15V229H13ZM109 231L112 233V236H111V234H110V236L108 235ZM186 231L189 232V230H186ZM199 231H200V229H199ZM1 232H3V231H1ZM37 233H39V232H37ZM202 234H203V232H202ZM202 234H201V236H203ZM216 234L218 236H216ZM3 239H5V237ZM38 239L39 240L41 239L40 243L38 242ZM172 239H174V237ZM202 239H204V238L202 237ZM187 240H184V245L186 244ZM36 244L39 245V248H38L39 251L37 252V254H35V246H36ZM198 251H200L201 253L200 252L198 253ZM13 257H14V260H13ZM244 259H245V261H243Z\"/></svg>",
  "mask_w": 264,
  "mask_h": 264
}]
</instances>
